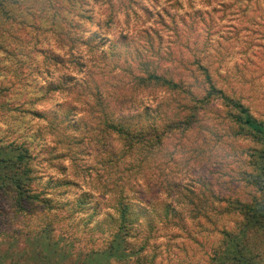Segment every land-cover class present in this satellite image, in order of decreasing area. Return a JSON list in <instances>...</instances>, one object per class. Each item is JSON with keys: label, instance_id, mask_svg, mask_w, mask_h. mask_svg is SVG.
Returning <instances> with one entry per match:
<instances>
[{"label": "trees", "instance_id": "trees-1", "mask_svg": "<svg viewBox=\"0 0 264 264\" xmlns=\"http://www.w3.org/2000/svg\"><path fill=\"white\" fill-rule=\"evenodd\" d=\"M242 1V9L233 11L240 13L233 28L238 30L242 27L252 37L253 33H258L255 29L257 20L260 15L264 17V0H251L249 6V0H233L228 8L239 9ZM186 4L190 3L187 1ZM116 16L113 8H110L105 27L102 28H111ZM212 26L210 23L207 34L209 38H213ZM252 26L256 27L252 30ZM191 27L194 32L198 31L194 22ZM100 37L105 41L106 38ZM123 37L127 38V35ZM211 43L210 40H204L202 47L205 51ZM97 45L91 44L94 49L93 59L102 55V52H98ZM250 46L251 43L248 44ZM189 50L193 52V47ZM216 51L215 61H211L207 55L204 57L192 54V59H189V65L185 68L186 74H182L178 82H173L171 77L166 76L169 67H161L164 70L163 76H159L153 74L156 66L160 67L159 64L144 66L145 75L132 86L129 100L121 99L118 105L122 108L127 102L130 107H141L145 100L158 107L155 114L145 116V129L139 130L138 125H119L115 121L118 118L115 101L111 105V99L103 96V88L96 83L94 90L97 98L94 105L91 107L89 103L78 107L81 110H97L94 120L96 129L100 130L97 134L88 130L94 133V137L80 135L78 129L70 128L66 122L72 111L67 107L61 110V105H73V94L55 105L56 113L50 110V118V111L41 114V118L48 122L47 133L51 134L54 143L68 150L76 160H80L82 153L80 140L91 142V146L96 142L98 151L112 156L115 167L110 169L109 166L101 165L100 169L96 168L97 176L83 179V183L69 179H50L46 185L35 182L39 178L36 175L37 168L24 143L5 142L0 138V196L6 193L12 198L9 211L0 203V264H63V260L57 257L70 258V264H78L81 258L71 257L81 249L74 251L73 242L58 243L51 233L55 228V212L68 204V200L64 199L55 201L54 196L61 193H55L54 188L65 185H82L84 195L96 199L97 205L110 204L117 211L116 217H113L116 226L111 242L102 249L81 250L78 254L93 257L89 264H93L94 259L98 264H103L104 261L105 264L108 261L128 263L131 260L137 264H192L186 247H180L186 254L185 257L177 259L178 256L174 254L177 232L183 233L184 242L204 246L207 256L205 264H264L263 244L260 241L264 239V106L254 101L257 93H253L252 81L244 77H251L254 73H245L239 65L243 75H222L220 71L230 69L227 66L230 60L225 62L227 56L223 51ZM235 54H229V58ZM205 58H208L206 62L208 60L210 64L216 63L212 73L208 70V65H202ZM46 63L52 67L58 61L50 57ZM77 64L81 70L86 67L83 62L79 61ZM177 64L178 67L170 68L180 74L184 67L181 61ZM235 71L239 73L238 68ZM64 79H67L66 76ZM244 85L250 91L246 95ZM59 87L61 93L72 90L71 87ZM82 88H85L84 85ZM180 92L188 99L174 104L173 95ZM74 93H78L77 89ZM199 94L204 95L199 99ZM75 98L77 103H81L86 94L80 91ZM160 103L172 104L175 110L164 113L159 109ZM210 115H214L225 125V131L216 133L214 137L221 142L219 145L225 144L231 150V154L219 153L220 160L217 155L206 153L203 148L205 143L209 144L212 133L203 125L202 120ZM193 131L196 133L192 134V141L189 143H194L195 156L187 154L188 145L182 146L183 140H179L177 145L185 152V157L170 165V176H166L164 171L156 170L152 163L154 154L165 149V143L174 136L179 135L180 138L182 134L187 135ZM223 136L226 137L225 141ZM240 138L252 144L243 147L240 146L242 144H233L231 141ZM230 156L232 160L227 163ZM75 158H72L74 169L81 173L82 167ZM204 163L207 164L206 168ZM194 164H200L201 168L194 167ZM175 166L179 169L177 180L173 181ZM82 169L90 173L95 166ZM195 169L200 170V181L205 185L202 188H208L207 194L193 192L191 188L193 182L189 181L188 171L193 172ZM207 170L209 174H219L217 178L211 179L212 183L204 178H208L209 174L205 173ZM155 171L159 173L157 180L147 176V173L154 175ZM190 180L197 181L196 178ZM215 180H224L222 187L216 189ZM14 220L24 225L17 230L13 227ZM91 220L88 219L87 223H91ZM145 224L147 225L144 226ZM135 241L141 243L139 248L134 245Z\"/></svg>", "mask_w": 264, "mask_h": 264}, {"label": "rangeland", "instance_id": "rangeland-1", "mask_svg": "<svg viewBox=\"0 0 264 264\" xmlns=\"http://www.w3.org/2000/svg\"><path fill=\"white\" fill-rule=\"evenodd\" d=\"M187 1L190 4H186ZM231 2L233 0H185L182 3L174 0H0V138L5 142L24 143L32 157L33 165L37 168L36 175L39 178L35 182L39 184L43 182L46 185L50 179H69L83 183V179L95 178L98 173L96 168L100 169L101 165L109 166L110 169L115 167L112 156L98 151L95 141L91 146V142L80 140L82 153L80 160H76L70 156L68 150L54 143L47 131L48 122L40 115L50 110L56 113L55 105L64 102L65 98L73 94L72 102L74 101L73 105L76 108L73 105H61V110L67 107L72 111L66 122L70 128L78 129L80 135L94 137V133L97 134L100 130L96 129L94 120L97 110L95 108H92V111L87 108L81 110L78 107L89 103L91 107L94 105L97 98L94 89L98 84L103 88V96L111 99V105L112 101H115L118 108L116 112L118 118L115 121L119 125H138L139 130L145 129L147 122L144 120L145 116L155 114L158 107L150 105L151 103L145 100L144 106L141 107H130L127 102L122 108L118 105L121 99L129 100L128 95L132 86L145 75L144 66L159 64L160 67L156 66L153 72L159 76H163L164 70L161 67H169L166 76L171 77L173 82H178L179 77L186 74L185 68L189 65L192 54L204 57L207 55L211 61H215L216 50H222L227 56L225 62L230 60L227 65L230 69L220 71L222 75L231 73L241 75L242 69L245 73H254L251 77H244L252 81L253 93H257V99L254 101L264 106V17L260 15L257 28L251 27L252 30L254 28L258 30V33H253L251 37L242 27L238 30L233 28V25L237 24L236 17L240 16L237 12L242 9L244 1L241 2L239 9L228 8ZM250 2L251 0L248 1V6ZM110 8L117 14L116 20L111 28L104 30ZM198 10L200 11L197 12ZM193 22L198 26L197 32L192 30ZM210 23L213 24V38L207 36ZM124 35H127V38H124ZM100 36L107 40L104 41ZM250 39L252 41H249ZM204 40L212 42L207 51L202 47ZM92 43L98 44L96 48L99 49L98 52H102V55L98 54L100 56L95 59L92 56L94 53ZM192 47L193 52L189 50ZM232 53L236 54L229 58V54ZM50 57L58 61V64L50 67L46 63ZM208 58H205L202 65H208V70L212 73L216 63L210 64L208 60L206 62ZM79 61L85 63V69H80L77 64ZM179 61L184 69L177 74L170 67H178ZM232 66H237L239 73H236L237 68L233 69ZM97 70L99 73H96ZM196 74L198 75L197 72ZM65 76L67 79H64ZM82 85L85 88H82ZM59 86L71 87L72 90L69 93L67 91L61 93ZM244 87V95L250 93L245 85ZM75 89L78 93L81 91L86 94L83 102L77 103L75 97L78 93H74ZM203 95L199 94L198 98H202ZM186 98L181 92L175 93L174 104L176 101H185ZM159 109L168 113L175 110V107L172 104L160 103ZM51 111L48 114L49 118ZM202 121L212 133L208 140L209 144L205 143L203 146L206 153L217 155L219 160L220 154H231L230 147L225 144L219 145L221 142L214 137L216 133L225 131V125L223 126L214 115ZM195 130L199 131V128L195 127ZM196 131L188 132L187 135L182 134L180 138L176 135L168 140L165 149L154 154L152 163L156 166L155 169L164 171L166 176L171 175L170 165L185 157V152L177 145L180 143L179 140H183L182 146L188 145L187 154L195 156L194 143L189 142ZM225 140L226 137L223 136V141ZM234 140H231L233 144H242L240 146L243 147L252 144L241 138ZM72 158H75L82 168L95 166V169L90 173L82 171V168L81 173L76 172L78 170L74 169ZM231 160L230 156V160L226 162L230 163ZM194 167L201 168L200 164H194ZM206 167L207 164L204 163V168ZM178 169L177 166L173 169L175 172L173 181L177 180ZM199 172L197 169L193 172L188 171L189 181L193 182L191 188L193 192L201 191L207 194L208 188L205 190L202 188L205 185L200 181L202 179ZM205 173L209 174L208 170ZM147 174L152 176L153 180H157L159 173L155 171L154 175ZM218 175L217 172H213L208 178L206 176L204 178L208 182ZM194 178L197 181L190 180ZM215 182V185H212L218 189L222 187L224 180ZM79 187L65 185L54 188L55 193H61L54 196L55 201L64 199L68 200V204L56 210L52 236L58 243L73 242L74 251L102 249L111 242L116 226L113 217H116L117 211L110 204L97 205L98 201L91 196H85L83 186ZM0 203L9 211L12 198L3 193L0 196ZM90 218L92 222L87 223ZM22 225L24 224L14 220L15 229L19 230ZM260 241L264 254V239ZM134 245L139 248L141 243L135 241ZM174 246L177 259L186 256L180 249L186 247L190 263L207 262L204 246L190 241L184 242L182 232L176 233ZM81 250L74 252L71 258L79 260L81 258L78 264H89L93 257L78 255ZM147 253L150 256L148 249ZM57 259H62L63 264L71 263L70 258ZM94 260L93 264H98ZM105 263L106 261L103 262ZM107 264L137 263L131 260L128 263L108 261Z\"/></svg>", "mask_w": 264, "mask_h": 264}]
</instances>
